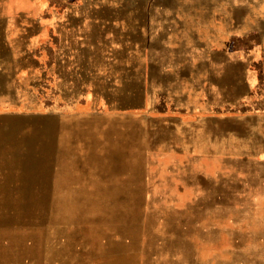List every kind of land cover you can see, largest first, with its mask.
<instances>
[{"label": "rangeland", "instance_id": "374dc122", "mask_svg": "<svg viewBox=\"0 0 264 264\" xmlns=\"http://www.w3.org/2000/svg\"><path fill=\"white\" fill-rule=\"evenodd\" d=\"M262 103L264 0H0V264H264Z\"/></svg>", "mask_w": 264, "mask_h": 264}, {"label": "water", "instance_id": "95a60500", "mask_svg": "<svg viewBox=\"0 0 264 264\" xmlns=\"http://www.w3.org/2000/svg\"><path fill=\"white\" fill-rule=\"evenodd\" d=\"M28 90V92L30 93V94H32L33 96L36 94L35 93V91H34V88L31 90V89H27ZM36 96V95H35ZM117 116H121V115H123V114H116ZM140 118L141 119H145L146 118V115L145 114H143V115H140ZM144 181V180H143ZM144 185L146 186V183L144 182Z\"/></svg>", "mask_w": 264, "mask_h": 264}, {"label": "trees", "instance_id": "16d2710c", "mask_svg": "<svg viewBox=\"0 0 264 264\" xmlns=\"http://www.w3.org/2000/svg\"><path fill=\"white\" fill-rule=\"evenodd\" d=\"M259 107L261 108V110H264V103L260 104Z\"/></svg>", "mask_w": 264, "mask_h": 264}, {"label": "bare ground", "instance_id": "6f19581e", "mask_svg": "<svg viewBox=\"0 0 264 264\" xmlns=\"http://www.w3.org/2000/svg\"><path fill=\"white\" fill-rule=\"evenodd\" d=\"M149 164V163H148ZM159 171V170H158ZM207 175V174H206ZM183 181V180H182ZM180 204V203H179Z\"/></svg>", "mask_w": 264, "mask_h": 264}]
</instances>
